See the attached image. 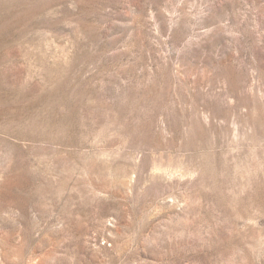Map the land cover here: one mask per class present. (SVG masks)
<instances>
[{"label":"rangeland","instance_id":"obj_1","mask_svg":"<svg viewBox=\"0 0 264 264\" xmlns=\"http://www.w3.org/2000/svg\"><path fill=\"white\" fill-rule=\"evenodd\" d=\"M0 264H264V0H0Z\"/></svg>","mask_w":264,"mask_h":264}]
</instances>
